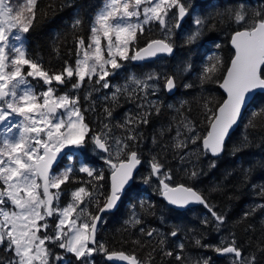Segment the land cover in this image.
Returning <instances> with one entry per match:
<instances>
[{"label":"trees","instance_id":"1","mask_svg":"<svg viewBox=\"0 0 264 264\" xmlns=\"http://www.w3.org/2000/svg\"><path fill=\"white\" fill-rule=\"evenodd\" d=\"M14 1V0H13ZM188 12L179 29L173 27L170 20L171 34L162 29L159 22H150L136 30L135 39L129 44L128 56L144 48L154 40L168 37L174 53L156 61L134 65L127 59L122 76H108L110 84L121 86L117 93L118 102L111 100L115 88L104 89L85 79L82 87L71 92L72 84L77 81L76 75L65 79L59 90L70 97H79L80 109L84 123L91 131L86 137L85 144L73 148L67 157L62 158L53 170L63 172L68 166L73 169L69 181L60 186L59 207L70 201V194L79 187H85L92 192L103 205L109 194V176L111 169L104 164L100 152L94 154L92 135L100 134L105 124L111 127L109 141L112 137H125L128 131L118 127L128 116L137 117L139 113H150L147 124L130 125L142 138L133 142L128 141L126 151H137L140 154L141 165L135 175L132 185L121 195L118 208L114 213L104 216L103 224L97 233L96 241L104 244L108 252L135 254L144 264H182L176 260L179 253L184 258V264H203L209 259V264H233V254L220 258L216 247H226L232 240L242 250L243 256H256V264H264V252L259 251L264 246V195L260 194L264 187V93L256 95L245 110L237 130L228 138L224 153L218 159L210 158L201 150V140L195 144L188 143L187 148L177 149L175 144L176 131L179 128L186 139L191 135L184 128L185 122H191L200 137H204L209 128L212 113L216 112L224 99L219 89L226 69L233 57L230 48V38L243 25H237L226 9L235 8L243 3L246 8L259 9L264 6V0H180ZM107 0H37L35 19L29 31L24 33V50L26 58L39 62L43 70L49 74L60 73L66 67L75 68L80 54L79 39L83 38L86 45L91 37V27L97 13L104 9ZM195 3V4H194ZM176 8L172 12L175 13ZM224 13V15H219ZM252 13L249 12V17ZM173 17V14L172 16ZM200 17L208 21L202 35L194 43H186L189 35L197 28L195 19ZM79 19L81 23L73 27ZM219 45V47H217ZM223 60V68L216 73L211 81L202 83L201 76L205 66L215 63V57ZM212 58V59H210ZM191 68L185 71V68ZM156 74L159 79L147 80L149 74ZM146 80L150 86L143 91L142 86L131 82V77ZM173 77L176 90L172 96L164 91L165 80ZM127 80V82H125ZM192 85L190 88L185 85ZM127 88V90H125ZM133 89L135 91L133 92ZM85 97H88L85 99ZM108 97L109 99H105ZM155 102L159 112L151 107ZM205 104L211 109L206 111ZM105 108L112 110V117H107ZM163 132V135H161ZM153 138L156 143H153ZM163 164V171L170 170L172 179L166 181L172 186L183 184L192 187L205 197L213 206V210L224 217V223L217 226L208 209L202 205L184 211L170 209L161 197L159 180L151 176L149 183H144L152 172V157ZM127 156L121 155L124 160ZM214 167H210L211 164ZM86 164L92 169L104 173L103 180H95L79 168ZM199 173L195 178L191 172ZM103 185L102 188L94 186ZM81 204L87 207L92 215L97 214L95 199ZM133 216L140 219L139 224L126 223ZM208 219L209 223H202ZM55 222L49 225L46 233L54 235ZM144 229V232H141ZM155 229L151 237L146 233ZM179 229L173 237L171 232ZM45 233V232H44ZM42 235V233H39ZM199 238L202 247L195 244ZM139 241V243H135ZM163 241V244L161 243ZM183 243L181 252L178 245ZM45 245L55 255L64 257L63 261H51L50 264H80L74 254L66 252L49 241ZM7 244L0 246V260L14 258V252L5 251ZM171 251L172 256L166 255ZM224 255V254H223ZM104 252H95L90 258V264H113L105 259Z\"/></svg>","mask_w":264,"mask_h":264},{"label":"snow or ice","instance_id":"2","mask_svg":"<svg viewBox=\"0 0 264 264\" xmlns=\"http://www.w3.org/2000/svg\"><path fill=\"white\" fill-rule=\"evenodd\" d=\"M14 3L22 5L20 10H16L7 0H0V122L8 121L3 129V139H0V183L3 185L0 188V246L6 243L5 251L14 252V258L8 260L6 264H50V260L63 261L64 257L52 253L51 249L45 245V241L52 244L58 242V247L74 254L80 264H90V258L94 252H104L109 260L118 259L127 261L128 264H144L137 259L135 254L129 255L123 251L109 253L104 244L95 240V233L98 222H103L101 214L117 205L125 185L133 179V170L141 162L137 151H126L129 148L128 141L135 142L142 138L136 133L134 127L129 126L147 124L150 113L145 111L139 113L137 117H126L124 123L118 127L126 129L128 135L112 137L111 144H109L111 133L109 124L104 125L107 131L90 137L95 147L108 153L109 156L106 163L111 168V187L103 205L101 206L99 199L92 192L85 187H79L71 194L72 202L60 208L58 203L54 206L53 202L59 201L60 186L69 181L73 169L69 167L56 174L52 170L53 164L63 149L69 146L83 147L91 129L84 123V116L79 107V97H70L67 93L57 95L52 87L37 96L27 77H40L45 84L51 85L53 81L58 84L65 83V73L67 78L76 75L78 79L72 84V88L79 89L85 77L91 80L94 75H97L98 79L95 83L100 84L103 81L101 86L109 88V82L105 78L110 75V72L106 65H110L112 69L121 68L122 65L117 61V57L122 60H138L144 58L141 53L155 56L157 52L172 53L173 51V45L166 37L150 42L145 49L129 57L127 54L129 43L135 39L138 28L143 30L140 23L132 24L131 18L139 19L142 15L143 23L157 20L170 35L172 28L169 27V20L173 21V27H179V21L186 14V7L180 0H107L104 9L97 13L91 27L92 44L88 45V49L92 51L84 50L83 58L77 59L75 68L68 66L62 72L50 75L48 71L43 70L39 62L26 58L22 44L17 47L13 43V41H21L22 33L29 31L35 19L34 9L37 0H14ZM173 7L178 8V16L166 20L169 10ZM14 11L15 15H13ZM249 12L252 13L251 17H249ZM226 13L237 25H243L232 35L231 44L234 48V55L220 83V87L227 93V99L216 112L212 113L209 120L210 131L206 136L200 137L189 121L183 126L191 135L181 140L179 137L182 133L178 128L174 138L176 142L173 145L177 149L187 148L188 143L195 144L201 140L206 152H211L213 156L219 155L223 151L229 129L237 122L249 96L256 90H264V6L252 9L240 3L235 8H227ZM219 15H224V13ZM194 22L197 28L188 36L186 43H194L208 24L207 20L200 17H197ZM80 23L81 21L77 19L73 27ZM101 32L108 39L107 57L102 54L99 38ZM113 35L115 41H113ZM79 44L83 47V38L79 39ZM214 59L215 63L205 66L201 76L202 83L211 81L223 68L222 58L216 56ZM24 66L29 69L26 73L23 71ZM190 68L191 65H188L185 71ZM153 79H159V77L154 73L147 76V80ZM131 82L138 87L142 86L141 91L149 87H157L150 86L146 80L135 76L131 77ZM164 86L170 91L175 88L174 78L167 77ZM191 86L190 84L185 85L189 88ZM119 92L121 89L117 88L112 93L113 102H118L117 93ZM105 99L109 98L105 97ZM150 106L159 112V107L155 102H152ZM58 109H63L64 112L57 115ZM205 109L211 112L207 104H205ZM105 112L107 117H112L111 109L105 108ZM261 112L264 113V109ZM13 114L22 118L19 123L8 119ZM65 115H67V120L64 119ZM13 129H18V134L13 133ZM153 143H156L155 138H153ZM125 154L127 158L120 159L121 155ZM111 157H114L117 162L114 163ZM214 166V163L210 165V167ZM163 168V164L155 156L152 157V172L144 183H149L151 176H156L162 186L161 194L169 204L178 207H185L190 203L202 204L211 213L218 227L224 223V217L218 215L213 210V206L198 191L183 184L172 186L167 183L166 181H170L172 176L170 170L163 171ZM79 171L87 173L95 180L104 179L103 171L92 169L86 164H82ZM198 175V172L193 171L190 178ZM97 187L102 188L103 185L94 186V188ZM50 189L57 191L52 192ZM260 194L264 195V187L261 188ZM85 198L87 202L95 199L96 215L88 212L87 207L80 208L81 204L86 203ZM9 202L15 210L7 207ZM54 213L59 214L55 234L48 235L45 232L42 237L38 236L37 233L41 228L47 230L49 227L46 217H51ZM74 213H76L75 216H73ZM82 217H87V219H82ZM39 221H45V223L39 224ZM140 222V219L133 216L132 220L126 223L139 224ZM202 223L208 224L209 221L205 219ZM155 231V229L150 230L146 235L151 237ZM179 231V229H174L171 235L175 237ZM141 232L143 233L144 229H141ZM90 243L94 247H89ZM161 243L163 244V241ZM195 244L206 248L211 247L202 245L199 238L195 240ZM178 247L182 252L183 243ZM214 250L222 254H234L233 264H256V256L254 254L243 256L235 240H232L226 247H216ZM259 251L264 252V246H261ZM166 255L172 256L173 253L169 251ZM175 258L184 264V258L179 253ZM209 261L210 258L204 259L203 264H209ZM0 264H5V261L0 260Z\"/></svg>","mask_w":264,"mask_h":264},{"label":"rangeland","instance_id":"3","mask_svg":"<svg viewBox=\"0 0 264 264\" xmlns=\"http://www.w3.org/2000/svg\"><path fill=\"white\" fill-rule=\"evenodd\" d=\"M7 2H8L9 4L13 5L14 8H15L16 10H20V8L22 7L21 4L14 3L13 0H7ZM174 8H176V7H173V8H171V9L169 10V12H168V17H166V20H169V18H171V16H172V11H173ZM13 15H15V11H14ZM130 22H131L132 24L140 23V24H141V27H142V26H146V25L149 24L150 22H158V21H157V20H151V21H149L148 23H143V16L141 15V17H140L139 19H137V18H135V17L131 18ZM169 22H170V20H169ZM97 27H99V26H97ZM138 29H139V28H138ZM13 31H15V30H13ZM91 36H92V34H91ZM99 38H100V43H101L102 54H103L105 57H107V45H108V39H107L106 37L103 36V33H102V32L99 34ZM113 41H115V36H114V35H113ZM13 43H14L17 47L21 46V44H22V45H23V49H24V43H25L24 33H22V40H21V41H13ZM89 44H92V39H91V37H90L88 43H87L86 45H83V47L80 48V54H79L78 59L83 58V51H84V50H88V51H90V52L92 51V49H88V45H89ZM129 44H130V43H129ZM5 51H6V53H7V52H8V49L6 48ZM128 52H129V45H128V48H127V54H128ZM10 58H11V57H10ZM117 61L122 65V67L119 68V69H112L110 65H106L107 70L110 72V75H109L110 77H111V76H114V75H117V74H119V76H122L123 73H124V68L126 67V65H127L126 63L128 62V60H127V59H126V60H122V59H120L119 57H117ZM89 63H91V61H90ZM6 70H8V69H6ZM28 70H29L28 67H27V66H24L23 71L26 73ZM76 78L78 79L77 76H76ZM27 79H28V81L30 82V84H31V86H32V89H33V91L36 93L37 96H39L41 93L47 91V89H48L49 87L54 88V89L56 90V94H57V95H63V94H64V93H61L60 90H59V87H60L62 84H58L56 81H53V83H52L51 85H47V84L44 83L43 79L40 78V77H27ZM65 79H67L66 73H65ZM85 79H87L89 82H92V81L95 79V80H94V83L91 85L92 89H95V87H97V86H101L102 83H103V81H101L100 84H96V83H95L96 79H98V76H97V75H94V76L92 77L91 80H89L88 77H85ZM105 79H107L108 82H109L108 76H107ZM125 82H127V80H125ZM94 85H95V87H94ZM109 85H110L109 88L112 89V92H113L114 88H115V91H116L117 88H120V89L122 88L121 86H116V85L110 84V82H109ZM81 87H82V86H81ZM104 89H107V90H108V88H104ZM70 91L76 94V89H70ZM79 107H80V103H79ZM61 112H64V110H63V109H58V110H57V115H59ZM81 113H82V111H81ZM82 115H83V114H82ZM8 119H9V120H12V121L15 122V123H19V121H20L22 118H21V117H17V116H15V114H13V115H12L11 117H9ZM64 119L67 120V115L64 116ZM73 119H75V118L73 117ZM7 122H8L7 120H6L5 122H0V139H3V136H4L3 129H4V126H5V124H6ZM62 130H63V129H62ZM13 133L18 134V129H13ZM9 135H11V134H9ZM92 144H93V143H92ZM109 144H111L110 141H109ZM93 146H94V147H93V150H94L95 152H97V150H98L99 152L101 151L100 149H97V148L95 147L94 144H93ZM67 148H68V149L70 148V150L73 151V150H74L73 148H75V147H74V146H69V147H67ZM67 148H65V149H67ZM96 149H97V150H96ZM63 150H64V149H63ZM101 157H102V160H103L104 164L107 165V166L110 168V165H109L108 163H106V159L109 158L108 153H105V152L102 153V154H101ZM111 158H112V160H113L114 163L117 162V161L115 160L114 157H111ZM67 168H69V166H68ZM110 169H111V168H110ZM59 173H61V172H58V173H56V174H59ZM2 187H3V185H2V183H0V188H2ZM50 191H52V192H56L57 190H56V189H50ZM71 202H72V195L70 194V201L68 202V204L71 203ZM53 203H54V206H55L58 202H57V201H54ZM68 204H67V205H68ZM67 205H65V206H63V207H60V208H64V207H66ZM80 206H81V205H80ZM7 207H8L9 209L15 210L14 207L11 205L10 202H9V204L7 205ZM81 207H83V206H81ZM78 211H79V210H78ZM75 215H76V213L73 214V216H75ZM82 219H87V217H82ZM46 221H47L48 225L52 224V222H55L54 224L57 225V224H58V221H59V214H58V213H54L53 216H51V217H46ZM38 223H39V224H43V223H45V221H39ZM78 223H79V221H78ZM40 232L42 233V235L39 234ZM44 232H46V230L43 229V228H41L40 231L37 233V235L42 237V236L45 234ZM45 242H46V241H45ZM89 247H90V246H89ZM94 253H95V252H94ZM94 253H93V254H94ZM93 254H92V255H93ZM227 255H229V254H224V256H227ZM90 260H91V259H90Z\"/></svg>","mask_w":264,"mask_h":264},{"label":"water","instance_id":"4","mask_svg":"<svg viewBox=\"0 0 264 264\" xmlns=\"http://www.w3.org/2000/svg\"><path fill=\"white\" fill-rule=\"evenodd\" d=\"M201 1H207V0H201ZM247 1H250V0H247ZM176 11H177L176 16H178V8H177V7H176ZM186 17H187V10H186V14H185V16L183 17V19L179 21V25H180V26L183 24V22L185 21ZM180 26H179V27H180ZM179 27H178V28H179ZM231 38H232V36H231ZM231 38H230V43H229V45H230V48L232 49L233 54H234V48H233V46H232V44H231ZM146 47H147V45H146L144 48H142V49H145ZM153 47H155V45H154ZM140 50H141V49H140ZM138 51H139V50H138ZM136 52H137V51H136ZM136 52L134 53V55L136 54ZM173 53H174V50L172 51V53L157 52L155 56H149V55H145L144 53H141L142 55H144V58H143V59H138V60H132V64H134V65L147 64V63H150V62L156 61L157 59H160V58H162V57H170V56L173 55ZM134 55H133V56H134ZM229 65H230V64H229ZM225 74H226V73H225ZM223 78H224V77H223ZM222 81H223V79H222ZM221 83H222V82H221ZM219 89H220V91L222 92V94L224 95V99H223V101H224L225 99H227V93H226L225 90H224L223 88H221L220 86H219ZM175 90H176V88H173V89L170 91V90H168L166 87H164V91H165V93H166L167 95H169V96H172V95L175 93ZM263 93H264V90H256L251 96H249V98H248V102H247L246 105L242 108V110H241V114H240V116L238 117L237 122H236V123H235V124L229 129L228 135L226 136L225 141H224V146H225V144H226L228 138H229V137H230V136H231V135L237 130V128H238V126H239V123H240V120H241V118H242V116H243L245 110L248 108V106L250 105L251 101L253 100V98H254L256 95H258V94H263ZM223 101H222V103H223ZM222 103H221V104H222ZM221 104H220V105H221ZM220 105H219V106H220ZM217 109H218V108H217ZM208 131H210V125H209V128H208ZM208 131H207V133H208ZM207 133H206V135H207ZM206 135H205V136H206ZM201 149L203 150L204 153H206L207 155H209L210 158H212V159H218V158H220V157L223 155V153H224V147H223V151H222L219 155L213 156V155L211 154V152H206V151L203 149L202 141H201ZM66 151H67V150L64 149V150H62V151L58 154V156H57V161L53 164V169H52V170H54V169L59 165L60 161H61L62 158L65 156ZM140 165H141V162H140V164H138V165L136 166V168L133 170V179H134L135 174L138 172V170H139V168H140ZM133 179L130 180L129 183H128L127 185H125V188H124V190H123V193H124V192H125V191H126L131 185H132ZM110 187H111V174H110V176H109V192H110ZM161 191H162V186H161ZM161 197H162V199L164 200L165 204H166L169 208H171L172 210H174V211H184V210L189 209V208H196V207L202 206V204H199V203H190V204H188V205L185 206V207H178V206H175V205H171V204H169V202L163 197L162 194H161ZM119 202H120V200L117 202V205H116L113 209H111V210H109V211H106L105 213L101 214L102 217H103V220L105 219V218H104L105 215H108V214L114 213V212L116 211V209L118 208ZM101 225H102V223L98 222V224H97V231H96V233H95V240H96V237H97V232H98V230H99V228H100ZM89 246H90V247H94V245H92L91 243L89 244ZM223 254H228V253H223ZM105 259H106L107 261L113 263V264H128L127 261H120V260H118V259L109 260V259L107 258V256H105Z\"/></svg>","mask_w":264,"mask_h":264},{"label":"flooded vegetation","instance_id":"5","mask_svg":"<svg viewBox=\"0 0 264 264\" xmlns=\"http://www.w3.org/2000/svg\"><path fill=\"white\" fill-rule=\"evenodd\" d=\"M194 4H195V3H194ZM172 14H173V16H176V12H175V13L172 12ZM161 28L164 29L163 26H161ZM179 28H180V27H179ZM179 28H177V29H179ZM166 32H167V31H166ZM167 33H168V32H167ZM162 58H163V57H162ZM93 147H94V146H93ZM66 150H67V151H66L64 157H67V156L69 155V153H70V152H69V151H70V148H69V149L67 148ZM92 150H93V149H92ZM96 150H97V149H96ZM201 150H202V149H201ZM202 152H203V150H202ZM95 153H96V152H94V154H95ZM102 153H104V152L101 150V151H100V154H102ZM203 153H204V152H203ZM64 157H63V158H64ZM138 171H139V170H138ZM136 174H137V173H136ZM136 174H135V175H136ZM134 177H135V176H134ZM154 177L157 178L156 176H154ZM160 186H161V185H160Z\"/></svg>","mask_w":264,"mask_h":264},{"label":"bare ground","instance_id":"6","mask_svg":"<svg viewBox=\"0 0 264 264\" xmlns=\"http://www.w3.org/2000/svg\"><path fill=\"white\" fill-rule=\"evenodd\" d=\"M218 256L222 258L224 255L222 253H219ZM225 257V256H224Z\"/></svg>","mask_w":264,"mask_h":264}]
</instances>
